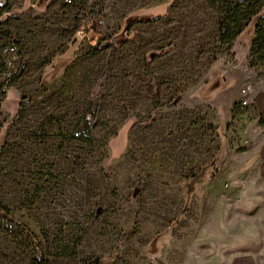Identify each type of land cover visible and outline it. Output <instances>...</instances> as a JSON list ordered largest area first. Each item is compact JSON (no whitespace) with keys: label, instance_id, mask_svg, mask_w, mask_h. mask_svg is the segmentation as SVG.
<instances>
[{"label":"rangeland","instance_id":"1","mask_svg":"<svg viewBox=\"0 0 264 264\" xmlns=\"http://www.w3.org/2000/svg\"><path fill=\"white\" fill-rule=\"evenodd\" d=\"M218 7L0 0V201L51 260L264 255V126L241 95L247 78L264 86V65L252 64L251 27L217 41ZM58 239L76 258L53 248ZM33 256L26 233L0 216V264Z\"/></svg>","mask_w":264,"mask_h":264},{"label":"trees","instance_id":"2","mask_svg":"<svg viewBox=\"0 0 264 264\" xmlns=\"http://www.w3.org/2000/svg\"><path fill=\"white\" fill-rule=\"evenodd\" d=\"M211 4L219 3L218 11L220 12V19L218 24L217 41L219 43H227L240 37L246 33V30L251 27L252 41L250 55L252 57V64L264 65V0H206ZM5 17L9 15L5 14ZM157 93L155 92V96ZM174 103H167L166 107H173ZM91 96H89L86 108L84 111V121L87 128L93 123V112L91 110ZM156 112L152 114L148 125L154 121ZM264 121V119H263ZM137 187L142 189L143 184L138 182ZM0 216L9 223H13L18 229L26 233L34 250V256L28 264H61L54 258L51 260L49 254H45L42 249V244L37 236L30 231L21 221L15 219L3 202L0 201ZM131 231L125 230L121 233V243L125 241ZM45 234V233H44ZM47 237V234L44 235ZM53 248L62 253H67L71 258H76V247L66 243L62 239L53 242ZM76 264V263H75ZM79 264H102L101 260H82Z\"/></svg>","mask_w":264,"mask_h":264},{"label":"crops","instance_id":"3","mask_svg":"<svg viewBox=\"0 0 264 264\" xmlns=\"http://www.w3.org/2000/svg\"><path fill=\"white\" fill-rule=\"evenodd\" d=\"M250 82V90L248 95H251V113L257 114L260 118V125L264 126V86L261 80L257 77L247 78ZM253 93V94H252ZM248 127L255 128V124H250ZM264 150V148H263ZM261 165V164H260ZM264 166V164H263ZM231 264H264V255H240L232 259Z\"/></svg>","mask_w":264,"mask_h":264},{"label":"built area","instance_id":"4","mask_svg":"<svg viewBox=\"0 0 264 264\" xmlns=\"http://www.w3.org/2000/svg\"><path fill=\"white\" fill-rule=\"evenodd\" d=\"M67 3H71V0H66ZM1 52L3 53V60L2 63L6 66V65H10L11 61L14 60L12 57H10L11 55H13V53L15 52V47L13 45H7L4 48H2ZM250 86H245L241 89V95H246L249 91ZM240 104L242 106H246L248 105V101L247 99H241L240 100Z\"/></svg>","mask_w":264,"mask_h":264}]
</instances>
